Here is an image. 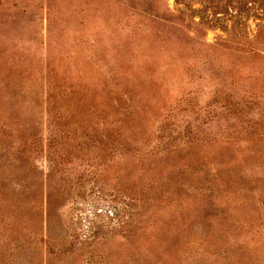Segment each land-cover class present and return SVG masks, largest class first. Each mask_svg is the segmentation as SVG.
Segmentation results:
<instances>
[{
    "label": "rangeland",
    "instance_id": "1",
    "mask_svg": "<svg viewBox=\"0 0 264 264\" xmlns=\"http://www.w3.org/2000/svg\"><path fill=\"white\" fill-rule=\"evenodd\" d=\"M0 264H264V0H0Z\"/></svg>",
    "mask_w": 264,
    "mask_h": 264
}]
</instances>
